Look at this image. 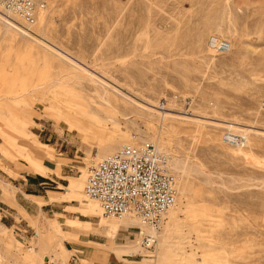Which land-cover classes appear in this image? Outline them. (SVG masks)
<instances>
[{
    "label": "rangeland",
    "instance_id": "1",
    "mask_svg": "<svg viewBox=\"0 0 264 264\" xmlns=\"http://www.w3.org/2000/svg\"><path fill=\"white\" fill-rule=\"evenodd\" d=\"M36 1L45 6L32 30L0 22L2 198V181L15 186L43 163L32 149L44 144L65 161L66 177L85 169L86 186L105 156L148 142L178 157V206L157 243L135 251L139 227L117 231L80 215V202L62 197L66 178L54 183L63 195L46 214L58 218L52 250L39 255L32 220L5 217L0 264H64L59 250L68 264H94L79 252L88 239L126 245L125 264H264V0ZM222 40L229 52L215 47ZM227 129L245 132L247 145L228 147ZM76 217L92 227L66 224ZM33 219L50 228L44 215ZM68 231L76 238L66 240Z\"/></svg>",
    "mask_w": 264,
    "mask_h": 264
},
{
    "label": "built area",
    "instance_id": "2",
    "mask_svg": "<svg viewBox=\"0 0 264 264\" xmlns=\"http://www.w3.org/2000/svg\"><path fill=\"white\" fill-rule=\"evenodd\" d=\"M45 4L36 0H0V11L33 26ZM220 52L230 49L227 40L217 42ZM264 109V103H263ZM222 140L230 146H241L246 135L225 130ZM169 154L154 144H123L90 168L85 193L100 202L105 214L115 217L133 216L143 225L159 230L179 195V176L169 170ZM141 245L152 248L157 237L143 233Z\"/></svg>",
    "mask_w": 264,
    "mask_h": 264
},
{
    "label": "crops",
    "instance_id": "3",
    "mask_svg": "<svg viewBox=\"0 0 264 264\" xmlns=\"http://www.w3.org/2000/svg\"><path fill=\"white\" fill-rule=\"evenodd\" d=\"M37 135L39 137V134ZM44 163L50 168H57V163L54 160L44 159ZM65 172L66 170L64 166H62V173L64 175L63 177H58V176L49 177L50 175L55 174L50 171L41 173L39 171L29 172L27 170H23V173H21L20 178L18 179V183H15V181H13L14 184H17L15 186L1 180L3 182V185L8 189L9 192L2 198L4 191L0 190V214H1L0 219L2 220L3 218L6 217L7 219L9 218L12 220L15 219V215H19L20 218H22V220L23 219L32 220V223L34 224V228L36 229V234L38 236V239H39V235L41 236L40 237L41 239L37 243V246L38 248H43V250L47 252L52 250L50 244L51 233L53 231V225L55 224V220H57L58 218L53 216L48 217L46 214L50 215V212L54 213L53 207L58 205L55 204L57 203L58 200L56 198V195L63 193L53 190L54 187H59V185L56 186L54 183L63 184L60 181H64L66 178L68 179V181L72 178H77L74 176L66 177ZM17 188L19 190L16 192ZM49 197H52V200H49ZM1 198L5 201L11 202L13 205L8 202L2 201ZM19 213H21L22 216ZM57 214L60 213L57 212ZM40 215H44L47 221L49 219L50 221L49 229H42L38 225V221L33 219L34 216L37 217ZM38 231H40V233ZM69 232L70 231L64 234L66 240L68 239L69 241H71L75 239L76 236L74 237L72 235H69L68 234ZM85 241H88V244L83 248H80L79 251L83 253V257L81 258V260L93 259L96 260L94 264H125L123 261H121L118 258H115V256L111 254L110 250L106 248V245H108L107 243H101L99 241H95L92 239H88ZM59 256L61 258L62 263L68 264L70 259V253L69 256L68 254H64V256H62L59 250Z\"/></svg>",
    "mask_w": 264,
    "mask_h": 264
},
{
    "label": "bare ground",
    "instance_id": "4",
    "mask_svg": "<svg viewBox=\"0 0 264 264\" xmlns=\"http://www.w3.org/2000/svg\"><path fill=\"white\" fill-rule=\"evenodd\" d=\"M42 11L40 12V15H41ZM0 22L3 25H7V22L11 21V19L14 20V22H17L20 26H22L23 28L25 29H28V30H32L33 26L29 25V24H26V23H21V21L18 20V18L14 17L13 15L11 14H8V13H4V12H1L0 11ZM39 15V16H40ZM231 44H230V49L229 51L231 50ZM228 51V52H229ZM104 104H108L109 105V101L107 100H104ZM101 103V102H100ZM97 108V107H96ZM103 113V112H102ZM100 114V113H99ZM105 115V114H104ZM110 117V116H109ZM200 118V117H199ZM1 129V128H0ZM2 132V130H1ZM6 132V131H5ZM241 133L245 134V132L243 131H240ZM3 133V132H2ZM19 133V132H18ZM4 134V133H3ZM224 134V133H223ZM223 136V135H222ZM32 137V136H31ZM246 138H247V141L244 145H241V146H245L247 145L248 143V136L246 135ZM223 141V140H222ZM38 142V141H37ZM153 142V141H151ZM33 143V142H31ZM34 144V143H33ZM127 144H130V143H127ZM154 144V143H152ZM5 145H8V139H6V142H5ZM40 145V144H39ZM38 145V146H39ZM227 145V144H226ZM45 149L44 150H35V149H32V152L34 155H37V156H44L45 159H50V160H54L56 161L57 163V168H50L48 167L44 161L43 163H35V165L33 166V170L34 171H39L41 173H44L46 172L47 170L49 171H52L53 173L55 174H60V170L62 168V165L65 163V161H61L60 159H58L57 155H56V150L54 149V146H51V145H46L44 144ZM159 150L161 149L160 147H158L157 145H155ZM32 147V146H31ZM35 147H37L35 145ZM34 147V148H35ZM228 147H239V146H230L228 145ZM111 152V151H109ZM173 152V151H172ZM171 154V153H170ZM169 170L171 172H173V170L177 173L179 171H181V164L179 163L178 161V157H175L173 156L172 154L169 155ZM101 159V158H99ZM48 168V169H46ZM82 175L78 178H72L70 179L71 180V185H70V189L67 190V193H65L62 197L65 196V198L67 197L66 195H69V196H73L78 202H80V206L77 207L79 212H80V215H83L85 217H91V216H98L100 218V221L97 223V226H107V227H110L114 230H117V231H120V230H123L125 228H128V227H139L142 229L143 233H145V228H144V225L136 218L135 220L131 219L130 216H127V217H115V216H109L107 214L104 213V211L102 210L101 208V205H100V202L94 198H91L89 197L86 193H85V185H84V182H83V179L85 178L86 176V171L85 169H82ZM174 173V172H173ZM88 178V177H87ZM87 178H86V182H87ZM178 190H179V186H178ZM56 198L59 199L60 198V195H56ZM49 200H52V197H49ZM178 201V200H177ZM175 206H178V204L176 203ZM173 206L170 210H169V216L171 218V221L172 219L174 220V216H175V211H173L172 209L175 207ZM178 211V210H177ZM179 213V212H178ZM177 214V213H176ZM133 217V216H132ZM169 219V218H168ZM58 223V222H57ZM93 223V222H92ZM90 221H85L79 217H76V218H67V221H66V224H68L69 226H72V227H75V228H83V229H86V230H89L91 227H92V224ZM173 223V222H172ZM170 224V223H169ZM61 225V224H60ZM171 227V225H170ZM163 230L160 231V235H157L156 232H159L157 231L156 229L154 230L155 231V234H152V233H149L155 237H157V239L159 240L161 238L162 235L165 234V227L162 228ZM54 230V229H53ZM153 230V229H152ZM169 230V229H168ZM167 230V232H169ZM40 233V231H38ZM57 232V231H55ZM58 233V232H57ZM167 238V237H166ZM138 242L136 243L137 245H133L134 247H130L131 249H135L136 250H139V246L141 245V236L139 235V239L137 240ZM88 242V241H86ZM132 246V245H131ZM106 248L108 250H110L111 254H113L116 258L118 257H121L123 254H127V253H131L132 251H130V249H128L126 247V245H123V246H120V245H114V244H108L106 245ZM36 251V250H35ZM40 251H44L43 248H40L39 250V255H40ZM135 251H133L135 253ZM133 254V253H132ZM124 257V256H122ZM125 258V257H124ZM123 258V260H124ZM53 259V258H52ZM126 259V258H125ZM6 261V260H5ZM54 262V261H53ZM84 263V262H83ZM54 264H57V262L55 261Z\"/></svg>",
    "mask_w": 264,
    "mask_h": 264
}]
</instances>
